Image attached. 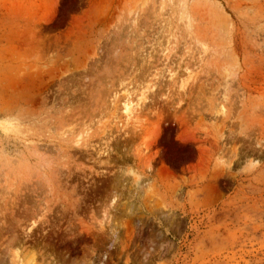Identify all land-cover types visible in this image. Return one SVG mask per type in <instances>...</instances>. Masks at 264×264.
<instances>
[{"label":"rangeland","instance_id":"1","mask_svg":"<svg viewBox=\"0 0 264 264\" xmlns=\"http://www.w3.org/2000/svg\"><path fill=\"white\" fill-rule=\"evenodd\" d=\"M0 264H264V0H0Z\"/></svg>","mask_w":264,"mask_h":264},{"label":"bare ground","instance_id":"2","mask_svg":"<svg viewBox=\"0 0 264 264\" xmlns=\"http://www.w3.org/2000/svg\"><path fill=\"white\" fill-rule=\"evenodd\" d=\"M188 71H190V70L187 68V71L185 70V72H188ZM188 73H190V72H188ZM142 98H143V93L140 94V97L136 96L133 99H126L125 100L124 109L126 112L125 117L127 120H130L132 118L131 115H133L134 109L141 104Z\"/></svg>","mask_w":264,"mask_h":264}]
</instances>
